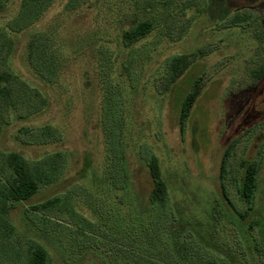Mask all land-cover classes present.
<instances>
[{"label": "rangeland", "instance_id": "rangeland-1", "mask_svg": "<svg viewBox=\"0 0 264 264\" xmlns=\"http://www.w3.org/2000/svg\"><path fill=\"white\" fill-rule=\"evenodd\" d=\"M21 1L0 0V30L13 42L10 69L46 104L24 118L9 112L0 151L28 159L64 151L68 164L58 181L13 203L8 217L18 239L44 247L49 264H199V256L215 264H264V74L252 75L264 63V0H172L167 8L157 0H75L68 10L66 0H52L31 27L15 32L8 25ZM247 11L250 24H223ZM149 15L156 17L152 31L124 47L121 30ZM35 32L55 50L53 83L43 82L27 63L26 45ZM202 48L205 54L164 87L166 60ZM134 55L130 70L124 69L122 62ZM100 62L120 87V99L101 75ZM195 82L199 91L180 122L182 101ZM46 124L61 139L28 144L16 137L22 126ZM234 139L224 180L230 206L218 172ZM143 143L156 155L167 186L169 222L149 213ZM117 147L127 158L128 175L119 186ZM241 159L260 165L253 209L244 217L237 212L246 210L238 192ZM65 193L71 195L68 212L25 214ZM8 246L12 256L18 253V246Z\"/></svg>", "mask_w": 264, "mask_h": 264}, {"label": "trees", "instance_id": "trees-1", "mask_svg": "<svg viewBox=\"0 0 264 264\" xmlns=\"http://www.w3.org/2000/svg\"><path fill=\"white\" fill-rule=\"evenodd\" d=\"M157 1L162 4L163 8H167L172 2V0ZM51 2L52 0H22L16 17L9 23L8 27L15 32L31 27L42 16ZM74 2L75 0H66L64 10H68L70 6L74 5ZM200 2L206 4L204 0H200ZM146 3L151 6L150 2L147 1ZM252 21L253 14L251 12H235L224 18L223 24L227 27L243 26L250 24ZM155 22L156 17L152 15L136 19L129 27L121 30V44L124 47H131L135 42L140 41L152 31L155 27ZM12 48V39L7 36L4 30H0V134L4 125L8 123L7 116L10 111L16 113L18 118H24L36 113L46 104L45 96L37 88L29 86L20 80L10 69L9 57ZM144 53L147 57V53ZM204 54L205 51L202 48L198 49L196 53L175 54L169 57L166 60L167 73L164 87L172 84L186 72L198 56ZM135 56H131L122 62L124 69L130 70V63L134 61ZM26 60L43 82L53 83L56 81L57 57L55 50L46 37L43 36L41 38L36 32L29 37L26 45ZM262 60H264L263 55ZM100 65L101 75L108 80L110 88L116 89L117 97L120 99V87L112 84L111 78L105 73V66L101 62ZM263 74L264 63L258 65L252 71V75L257 79L261 78ZM133 82L134 80L131 82V85ZM16 83L17 87H15ZM198 91L199 85L195 82L182 101L179 113L180 122L188 114ZM16 137L21 138L25 143L31 144L58 141L61 139V132L48 124L39 127L22 126ZM236 142V139L232 140L224 149L219 162L218 172L221 196L230 206H233V204L229 198L224 180L227 174L228 160ZM142 145L144 147L140 148L139 153L145 160L148 176L151 181V189L148 195L149 213L152 218L155 217L157 220L169 222L173 219V212L169 205L167 186L161 177L158 159L149 150L148 145L144 143ZM118 149L115 152L116 160L114 161V165L119 171V186V184H124L128 175L125 169V159L127 158L125 153L120 148ZM67 161L68 157L64 151L49 152L37 159H28L15 151H0V264H49V255L44 247L35 240L28 239L21 241L18 239L15 227L10 222L8 214L14 202L26 201L39 192L42 187L58 181L68 164ZM240 166L242 168V176L238 192L241 200L246 203V210L237 212L240 217H244L248 211L253 209L260 165L259 161L256 160L241 159ZM70 197L71 195L67 193L53 196L31 205L30 208L33 213L26 210L25 214L37 215V213H44L45 211L64 214L68 212V199ZM28 220L35 226L38 224L36 219L28 218ZM8 245H12V249L18 246V253L12 256ZM9 252L10 256L7 259L6 255ZM197 262H200L199 264H215L211 259H204L202 256L198 257ZM216 262L223 264L222 260Z\"/></svg>", "mask_w": 264, "mask_h": 264}]
</instances>
